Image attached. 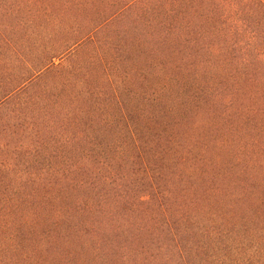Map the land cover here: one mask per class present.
<instances>
[{
	"label": "trees",
	"instance_id": "obj_1",
	"mask_svg": "<svg viewBox=\"0 0 264 264\" xmlns=\"http://www.w3.org/2000/svg\"><path fill=\"white\" fill-rule=\"evenodd\" d=\"M0 264H264V0H0Z\"/></svg>",
	"mask_w": 264,
	"mask_h": 264
}]
</instances>
